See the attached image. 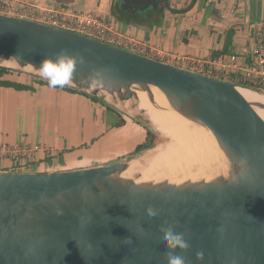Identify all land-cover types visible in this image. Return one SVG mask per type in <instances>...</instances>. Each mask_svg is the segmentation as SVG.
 Here are the masks:
<instances>
[{"label": "water", "instance_id": "water-1", "mask_svg": "<svg viewBox=\"0 0 264 264\" xmlns=\"http://www.w3.org/2000/svg\"><path fill=\"white\" fill-rule=\"evenodd\" d=\"M59 52L77 59L68 86L118 110L131 103L137 119L150 122L138 107L143 92L156 109L206 128L226 169L180 181L140 170L123 176L135 155L66 171L0 172V264H166V224L184 233L189 247L177 251L186 264H264V118L257 113L264 105L236 88L264 92L0 14V57L16 63L0 66L39 76L41 61ZM148 207L158 214L150 217Z\"/></svg>", "mask_w": 264, "mask_h": 264}, {"label": "crops", "instance_id": "crops-1", "mask_svg": "<svg viewBox=\"0 0 264 264\" xmlns=\"http://www.w3.org/2000/svg\"><path fill=\"white\" fill-rule=\"evenodd\" d=\"M17 1L94 12L118 33L145 41L158 53L193 58L236 54L241 66L250 64V50L264 28V0ZM43 81L24 72H0V142L44 147L18 157V167L1 160L0 172L107 165L122 161L145 140L147 131L133 130L132 119L106 101Z\"/></svg>", "mask_w": 264, "mask_h": 264}, {"label": "built area", "instance_id": "built-area-1", "mask_svg": "<svg viewBox=\"0 0 264 264\" xmlns=\"http://www.w3.org/2000/svg\"><path fill=\"white\" fill-rule=\"evenodd\" d=\"M0 14L29 19L53 28L76 33L191 72L231 81L264 92V28L250 50L251 62L241 66L236 54L193 58L176 53L161 54L145 41H138L118 33L114 26L90 11L74 10L59 5L18 3L17 0H0ZM156 59V60H157ZM41 145H19L0 142V161L9 159L18 167V157H29L43 149Z\"/></svg>", "mask_w": 264, "mask_h": 264}, {"label": "bare ground", "instance_id": "bare-ground-1", "mask_svg": "<svg viewBox=\"0 0 264 264\" xmlns=\"http://www.w3.org/2000/svg\"><path fill=\"white\" fill-rule=\"evenodd\" d=\"M0 64L16 66L13 60L4 61L2 57ZM151 90L158 103H165L162 94L155 87ZM236 91L246 100L264 105V95L240 87H237ZM138 100L139 109L144 112L151 124L157 130L170 134L180 145L172 153L158 151L143 164L132 160L123 176L128 177L140 170L144 178L180 181L185 178L209 179L225 171L226 158L206 128L196 126L173 112L156 109L148 102L143 92H138ZM257 113L264 118V108H257Z\"/></svg>", "mask_w": 264, "mask_h": 264}, {"label": "clouds", "instance_id": "clouds-1", "mask_svg": "<svg viewBox=\"0 0 264 264\" xmlns=\"http://www.w3.org/2000/svg\"><path fill=\"white\" fill-rule=\"evenodd\" d=\"M77 59L66 52H59L55 57L44 58L39 65V76L49 87L64 88L71 84L76 71ZM147 214L152 217L158 214L153 207L147 208ZM160 239L165 251L166 264H186L185 257L177 251L188 249L189 244L184 233L176 231L174 224L160 226ZM130 242V241H129ZM200 255V254H198Z\"/></svg>", "mask_w": 264, "mask_h": 264}, {"label": "rangeland", "instance_id": "rangeland-1", "mask_svg": "<svg viewBox=\"0 0 264 264\" xmlns=\"http://www.w3.org/2000/svg\"><path fill=\"white\" fill-rule=\"evenodd\" d=\"M19 72H21V71H19ZM118 106L120 108V111L124 115H126L128 117V119H132L133 123L136 124V125L135 124L133 125V128H134V129L132 128L133 130L137 129L138 131L143 132V133L145 132V130L146 131L151 130V132H153V134H154V137H153L154 147L150 148L148 150H145V151H143L137 155L139 157L140 163L143 164L148 158H151L158 151H169L170 153H172L173 150H176L179 147L180 143L177 140H175L174 138H172L170 134L157 130L148 121L147 122L139 121L136 116L140 112L131 103H127L125 105L119 104ZM124 132H126V131H124ZM118 155H116V156H118ZM120 157H121V155H119L117 158H120ZM129 157H130V154L128 157L125 156L124 158H120V159L125 160L126 158L129 159Z\"/></svg>", "mask_w": 264, "mask_h": 264}, {"label": "trees", "instance_id": "trees-1", "mask_svg": "<svg viewBox=\"0 0 264 264\" xmlns=\"http://www.w3.org/2000/svg\"><path fill=\"white\" fill-rule=\"evenodd\" d=\"M11 71H17V70H13V69H9V68L0 66V72L1 73L11 72ZM40 82H42V81H40ZM43 82H46V81H43ZM122 123L123 122L121 120L119 122V124H122ZM153 137H154L153 132H151V130H147L145 140L136 145L135 149L131 152L130 156L138 155L145 150L153 148L154 147Z\"/></svg>", "mask_w": 264, "mask_h": 264}]
</instances>
